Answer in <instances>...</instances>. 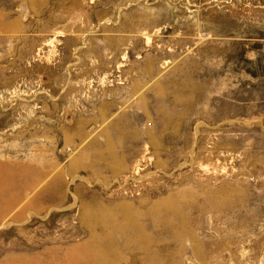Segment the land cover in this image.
Listing matches in <instances>:
<instances>
[{
  "label": "rangeland",
  "instance_id": "1",
  "mask_svg": "<svg viewBox=\"0 0 264 264\" xmlns=\"http://www.w3.org/2000/svg\"><path fill=\"white\" fill-rule=\"evenodd\" d=\"M0 264H264V0H0Z\"/></svg>",
  "mask_w": 264,
  "mask_h": 264
},
{
  "label": "bare ground",
  "instance_id": "2",
  "mask_svg": "<svg viewBox=\"0 0 264 264\" xmlns=\"http://www.w3.org/2000/svg\"><path fill=\"white\" fill-rule=\"evenodd\" d=\"M127 220L133 225H135V218L133 216H128ZM135 230L137 231V236H136V240L140 243H146V241L148 240L146 235L142 232L141 229H139L137 226L134 227ZM145 246V245H144ZM115 253V252H114ZM117 254V253H116Z\"/></svg>",
  "mask_w": 264,
  "mask_h": 264
}]
</instances>
